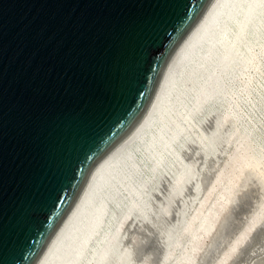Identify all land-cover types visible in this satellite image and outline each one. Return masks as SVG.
<instances>
[{
	"label": "water",
	"instance_id": "water-1",
	"mask_svg": "<svg viewBox=\"0 0 264 264\" xmlns=\"http://www.w3.org/2000/svg\"><path fill=\"white\" fill-rule=\"evenodd\" d=\"M212 0H0V264H40Z\"/></svg>",
	"mask_w": 264,
	"mask_h": 264
},
{
	"label": "bare ground",
	"instance_id": "bare-ground-1",
	"mask_svg": "<svg viewBox=\"0 0 264 264\" xmlns=\"http://www.w3.org/2000/svg\"><path fill=\"white\" fill-rule=\"evenodd\" d=\"M256 15H264V0H212L193 34L171 52L141 124L93 166L80 204L73 206L47 244L40 264L241 263L242 251L264 219H252L225 248L226 229L219 228L248 177L244 174L228 193L219 186L224 183L220 179L216 187L223 201L213 208L207 204L216 188L202 194V185L209 176L208 163L220 161L234 135L252 137L253 146L264 148V130L241 122L227 106L229 97L238 92L230 82H223L233 65L255 72L259 67L257 52L264 53V29L247 35ZM244 43L253 47L241 52ZM261 86L255 101L251 94L264 115V81ZM213 100L218 105H208ZM199 110L205 112L201 117ZM242 158L233 155L225 165L241 164ZM184 235L190 249L173 258L172 251ZM217 236L225 243L222 247L217 243L219 251L212 245ZM151 238L155 246L149 251ZM208 238L213 241L202 249Z\"/></svg>",
	"mask_w": 264,
	"mask_h": 264
},
{
	"label": "rangeland",
	"instance_id": "rangeland-1",
	"mask_svg": "<svg viewBox=\"0 0 264 264\" xmlns=\"http://www.w3.org/2000/svg\"><path fill=\"white\" fill-rule=\"evenodd\" d=\"M263 29H264V15H256V16H254V18L252 19V21L250 22V24L248 26L247 35L248 36H250V35L255 36L259 33L260 30H263ZM249 45H250L249 43L242 44L240 47V51L241 52L244 51L246 48L249 47ZM251 47H253V46H251ZM254 48H255V53H256L258 51L257 50L258 46L255 45ZM257 54H258L257 59H259L258 66L259 67L262 66V67H260V68L258 67V69L256 68L255 70H256V72L258 70V76H260V77L257 76V73L254 71V68L240 70V69H238L237 65H233L232 67H230L228 73L225 75V77H224L225 79L223 80V82H225L226 84L227 83L229 84V82H230V84L233 87H235L237 89V92H238V94H233V96L229 97L230 99H229L227 106H229V104H230L229 108L234 109V111L237 113L238 118H239V120H241V122H247V123L249 122V124H251V125L254 124L253 125L254 129L263 131L264 130V115L262 114L260 108L253 104L255 99H256V96H257V87L260 86L258 88L259 91H260V89L263 90V88H262L263 85L261 86V84L264 81L263 80L264 79V74H263L264 73V69H263V67H264L263 66L264 65V63H263L264 62V57H263L264 53L262 55L258 51ZM259 70L263 73H261ZM250 80H251V82H250ZM256 84L258 85L257 87H256ZM243 89H245V90H243ZM248 89H250V90H248ZM254 89H255V91H254ZM242 90L245 91V93ZM248 92H250L251 96H252V94L255 96L254 101H253V96L252 97L249 96ZM249 97H250V99H249ZM246 103H248V104H246ZM208 105L216 106V105H218V100L209 101ZM208 108H211V107L209 106ZM206 109L207 108L205 107L204 111H206ZM238 111H240V112H238ZM203 113H205V112L199 110L198 116L201 117V115ZM234 119H235V117H234ZM236 133H238V132H235L234 134H236ZM234 136H235V139L232 136L233 137L232 139H234L233 140L234 142L232 144H230L232 141L229 143L227 150H226V154L224 153V155L220 159V161L215 163V164L210 163V165L208 163L207 166L209 167L208 168V170H209L208 175L209 176L207 175L208 177L206 178V180L203 181L204 184L202 185V194L203 193L204 194L209 193L211 191L212 187H214V186L216 188V191L214 190L215 192H211V194L213 193L211 195L212 197L210 196V202L211 203L207 204L208 206L213 208L214 206H216V205L218 206L220 204V203H217L218 200H219V202L223 201L222 199H220V197H221L220 193H218L220 190V187L221 188L225 187L226 190L228 189L226 191L225 188H223V190H225L228 193L233 189V188L232 189L230 188L231 189L230 190L229 187H233L235 184L237 185L236 181H238L240 178L245 177V175L249 178V180L247 178V181H246L247 185H244L243 188L241 187L242 189L240 188L241 192L239 194L238 200H235L234 201L235 203H233V206H234V207L232 206L233 209H231V211L229 212V215L227 214L228 216L226 215V217H223L224 220H222V224H221V227L219 228V230L222 228L226 229L227 235L225 234V237L221 235L222 237H224V242L226 243V245L224 247H222L223 246L222 243H224V242L222 241L220 243V241H218L222 237L217 236L216 243L212 244L213 246H215L216 250L218 248H221V247L225 248V247H227L228 244L230 245V243H232V241H234L237 238L241 229L247 223L251 222L252 219L253 220L260 219V218L264 219V188H263V186H264V182H263L264 181V179H263L264 178V148L261 149V148H258L257 146H253L252 145L253 143L251 140L252 137H249L246 139H242L239 137L237 139V137H236L237 135H234ZM238 136H239V133H238ZM238 144H239V149L237 148ZM233 149L236 151H234ZM233 155H235L237 157L240 156V158L243 157L242 158L243 161H242V159H240V162H242V163L241 164L240 163L235 164L234 162H232V164H235V165L232 166V164L230 163V165L228 164L226 166L225 164L229 163V160H230L231 156H233ZM246 159L248 162H250V165H248L249 163H247ZM243 162H245L247 164H245ZM236 165H237V167H236ZM243 165H245V167L247 165L250 167L245 168V167H243ZM239 166H241L243 168V170ZM248 168H249V170H248ZM244 170H246V171L244 172ZM250 170H252V172H251L252 174L248 173V172H250ZM220 173H222V174L224 173V174L219 175ZM246 173H248L251 177L248 176V174H246ZM218 178H219V180H218ZM220 179L222 182L224 181V183L221 182L223 186L219 185ZM218 182H219V184H218ZM217 184L220 187H216V186H218ZM200 197H199V199H200ZM215 201H216V203H215ZM263 221L264 220L261 221L262 224H260L261 222L259 223L258 226H260V227H257L258 230H255L256 232L253 235H251V238L248 241L249 242L248 245L242 251L243 252V256H242L243 258H242L241 263H239V264H264V223H263ZM136 237L139 239V236H136ZM183 238H184V241H183ZM183 238L181 239L180 244L177 245L175 249H173V251H172V252H174V254L172 253L173 258L175 256L176 257L181 256L185 250H186V252L189 251L188 249H190V245H189L190 243L188 242V238L186 235H184ZM141 241H142V238H141ZM153 241L154 240L151 238L150 242L148 244V248L150 249L149 251H152L153 247L155 246V243ZM211 241H213V239H211V240L209 238L205 239L204 244L202 241L203 246H201V245L200 246L202 247V249H203V247L206 248V246L211 244L210 243ZM214 242H215V239H214ZM217 243L218 244L220 243V246L221 245L222 246L221 247L218 246ZM204 245H206V246H204ZM184 246H187V247H184ZM202 249H201V251H203ZM219 250H217V251H219ZM151 259L153 260V257ZM151 259H150V261H151ZM153 261H151V262L153 263Z\"/></svg>",
	"mask_w": 264,
	"mask_h": 264
}]
</instances>
